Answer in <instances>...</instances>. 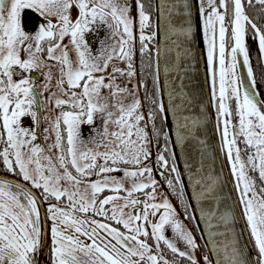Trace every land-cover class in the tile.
Instances as JSON below:
<instances>
[{"label":"flooded vegetation","instance_id":"1","mask_svg":"<svg viewBox=\"0 0 264 264\" xmlns=\"http://www.w3.org/2000/svg\"><path fill=\"white\" fill-rule=\"evenodd\" d=\"M67 1L65 15L56 13L59 3L45 17L39 0H0V173L18 183L0 179V264H210L165 126L154 0ZM204 1L223 55L226 47L232 54L235 22L248 58L245 8L264 0ZM125 14L130 35L117 28ZM232 64L225 100L215 87L216 121L234 197L255 242L249 212L261 181L243 155L232 108L263 136L264 122L244 112ZM214 70L218 84L217 59ZM28 149L45 176L23 172ZM45 159L63 173L49 176ZM247 187L255 194L243 196Z\"/></svg>","mask_w":264,"mask_h":264},{"label":"water","instance_id":"2","mask_svg":"<svg viewBox=\"0 0 264 264\" xmlns=\"http://www.w3.org/2000/svg\"><path fill=\"white\" fill-rule=\"evenodd\" d=\"M153 8L161 105L192 222L210 264H257L232 192L218 134L211 38L208 47L203 25L207 2L154 0ZM232 37L243 110L264 122V101L234 31ZM11 177L0 173V179L18 184Z\"/></svg>","mask_w":264,"mask_h":264},{"label":"rangeland","instance_id":"3","mask_svg":"<svg viewBox=\"0 0 264 264\" xmlns=\"http://www.w3.org/2000/svg\"><path fill=\"white\" fill-rule=\"evenodd\" d=\"M66 1L67 0H39L40 4L38 5V7H39L40 11L45 15V17L46 16H53L55 14L53 11V7H56V5L60 3L61 8L56 13H59L60 15L63 16L66 13L65 12V4H66L65 2ZM204 14H205V16L207 15V13H204ZM129 20H130L129 14H125L123 17L116 19V21H118L119 24H121V25L123 24V26L117 27V28H122L124 31H126L130 35L131 31H130L129 25H128ZM245 21H246V19H245ZM240 22H242V19ZM203 23H204L203 25L205 28V36L207 38L208 47L210 46V38H211L212 56H214L215 59H217L218 84L216 81V77H214L212 80L213 81L212 92L214 94V101L218 98L217 92H218L220 99L225 100L227 98L226 93H225V89H230L231 83L233 81L231 76H230L231 67L233 65L232 64V61H233L232 54L231 53L229 54L228 47H226V54L224 56L223 55L224 48H223L222 44L219 42V40H217V41L214 40L213 36L207 33L208 29H212V31H216L217 27H215L216 25H215V22H213L212 18H210V23H208V17H206L205 19H203ZM234 26H235L234 32H235V37H236L237 43L238 44L243 43V37H242L243 28H242V26L240 25V27H239L238 24L235 22H234ZM202 32H203V30H202ZM202 37L204 38L203 35H202ZM116 42H118V44L121 43L118 38H116ZM206 57H207V55L205 56V58ZM214 73H215V70H214ZM215 87L217 88V92H216ZM231 93L232 92L230 91V94ZM233 100L234 99H232V101L231 100L230 101L233 103ZM216 104H217V102H216ZM233 106H235V105H233ZM50 109L47 112V118H48V120H50L52 122V124L54 126L55 122L53 120ZM215 110H216V105H215ZM231 112H232V117H233V129L235 128L236 132H240L243 143L246 144V146H245L246 149H245V152L243 153V155H244V157L246 155L247 165L250 164L249 166L254 167L255 174H256V176H258L260 178V181H261L260 184H258V185L256 184V186H255L257 188V194L255 196L256 203H255V205H253V203L251 205L252 213L250 214V212H249V218L251 219L252 231H253V234L255 237V241L260 243V248L264 251V136L260 131V130H262V128L259 125H252V126L248 127L247 123H243L241 116H239V117L235 116L234 108L232 109ZM110 128H113V129L116 128L114 122L110 125ZM27 146L29 149L32 148L31 143H30V145L27 144ZM53 146L54 145H52L51 147H53ZM87 147H89V146H87ZM29 149L27 150L26 154L21 153L24 156V157H22V164L27 168L26 169L21 165L22 170H23V172H26V175L29 178H31L32 176L41 178L42 176H45V174L41 170V168L37 164H35L36 163L35 155L31 152V150L29 151ZM19 150H20V147L14 149V151L16 153H18ZM84 150H85V145L82 146V148L80 149V153H74L72 155V157L79 156L80 154H82L84 152ZM224 160H225V157H224ZM45 164H46L45 168L47 169L49 176H53V175L63 173V170L58 166L57 162H50L49 160H46ZM58 178H60V177H58ZM253 180H254L253 178L248 180L249 181L248 186L252 185ZM241 185H243V181H241ZM242 194H243V196H246L247 194L253 195L255 193H253L251 191V188L247 187L243 190ZM248 201H250V198ZM184 226H185V223L181 220L180 217H178L176 219V227L180 231H182V228H184Z\"/></svg>","mask_w":264,"mask_h":264},{"label":"trees","instance_id":"4","mask_svg":"<svg viewBox=\"0 0 264 264\" xmlns=\"http://www.w3.org/2000/svg\"><path fill=\"white\" fill-rule=\"evenodd\" d=\"M245 13L248 14L245 15L247 26L245 41L247 43L246 53L249 58V69L256 90L264 101V1L250 2L245 8ZM258 184L260 183L258 182ZM252 244L257 254V261L259 262V258L262 257L264 262V251L260 248V244L256 241H252ZM263 262L261 264H264Z\"/></svg>","mask_w":264,"mask_h":264},{"label":"bare ground","instance_id":"5","mask_svg":"<svg viewBox=\"0 0 264 264\" xmlns=\"http://www.w3.org/2000/svg\"><path fill=\"white\" fill-rule=\"evenodd\" d=\"M204 1V0H203ZM205 2V1H204ZM207 6H208V4H207ZM209 9H210V6H208V10H207V14H208V11H209ZM206 17H207V15H206ZM208 23H210V18H208ZM235 29V28H234ZM234 29H233V31H234ZM232 31V32H233ZM207 33L208 34H210V35H212L213 36V38H214V40H216L217 41V39L214 37V33L212 32V30L211 29H208V31H207ZM231 37H232V34H231ZM233 38V37H232ZM233 42H234V38H233ZM233 42H232V48H233ZM241 47H243V43H241ZM234 49V48H233ZM233 49H232V56H233ZM243 52H244V56H246V54H245V48L243 47ZM246 58V57H245ZM247 59V64H248V69H249V63H248V58H246ZM234 69H235V60H234ZM235 73H236V80H237V69H235ZM250 73H251V70H250ZM252 78V77H251ZM213 80V79H212ZM237 84H238V89H239V81L237 80ZM213 88V87H212ZM240 91V90H239ZM159 94H160V96H161V102H162V94H161V90H160V88H159ZM213 98H214V94H213ZM216 113V112H215ZM217 117V116H216ZM217 122V121H216ZM218 134H219V131H218ZM221 141V140H220ZM222 150H223V147H222ZM180 182H181V180H180ZM231 183V182H230ZM181 187H182V184H181ZM182 190H183V188H182ZM232 192H233V188H232ZM185 195V194H184ZM233 195H234V192H233ZM235 198V197H234ZM186 199V198H185ZM235 200H236V198H235ZM187 203H188V201H187ZM236 204H237V201H236ZM237 207H238V205H237ZM188 208H189V205H188ZM239 209V208H238ZM240 210V209H239ZM240 214H241V211H240ZM241 218H242V214H241ZM243 220V219H242ZM243 222H244V220H243ZM244 227H245V224H244ZM246 230V229H245ZM248 234V233H247ZM248 239H249V237H248ZM250 241V240H249ZM251 242V241H250ZM204 246V245H203ZM251 247H252V245H251ZM205 248V247H204ZM252 251H253V249H252ZM205 252H206V249H205ZM208 254V253H207ZM254 254H255V252H254ZM208 257H209V255H208ZM255 259H256V254H255ZM209 260H210V258H209ZM257 264H258V262H257Z\"/></svg>","mask_w":264,"mask_h":264}]
</instances>
